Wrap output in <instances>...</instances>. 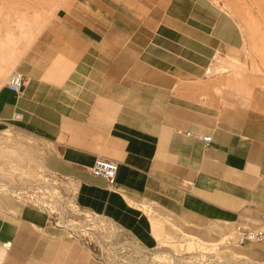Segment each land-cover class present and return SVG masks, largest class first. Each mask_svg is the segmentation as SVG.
<instances>
[{
  "label": "crops",
  "instance_id": "crops-1",
  "mask_svg": "<svg viewBox=\"0 0 264 264\" xmlns=\"http://www.w3.org/2000/svg\"><path fill=\"white\" fill-rule=\"evenodd\" d=\"M246 7L63 0L27 45L6 31L0 134L20 137L9 156L27 169L0 179V264H108L20 195L41 170L139 250L262 225L264 24ZM14 72L20 93L7 86ZM98 156L119 163L116 186L92 173ZM243 246L264 262V242Z\"/></svg>",
  "mask_w": 264,
  "mask_h": 264
},
{
  "label": "rangeland",
  "instance_id": "rangeland-1",
  "mask_svg": "<svg viewBox=\"0 0 264 264\" xmlns=\"http://www.w3.org/2000/svg\"><path fill=\"white\" fill-rule=\"evenodd\" d=\"M62 1L0 0V45L3 46L2 43L5 45L6 31L15 36V45H27L39 29V26L53 13ZM245 3L247 5L246 8L253 12L254 22L264 24V0H245ZM30 24L32 25V32L29 37H26L24 32ZM15 139L18 142H15ZM20 141V137L13 133L11 129L0 134V179L3 183L2 186L6 185V179L12 178V173L20 177L26 173L27 168L14 163L9 156L10 151L15 154V151L12 149L13 147H16V149L20 148L21 150L22 144ZM70 212L66 216L72 218L71 224L60 227L66 230H69L70 227V229L72 228L77 233H80V235L81 233L90 234V229L86 227H93L99 238L102 235L105 238H109L110 235L114 236L111 243L114 245L120 244V250L122 248L125 250L122 256L119 252H110L109 256L106 257L108 264H121L123 260L138 264H264L261 260H253L254 258L248 254L245 246L230 245L225 242L226 238L223 237L220 240L213 239L201 242L195 239L194 236H191L190 240L185 243L167 244L162 242L160 247L148 251H141V249L139 250L135 247L139 255L132 256L135 252L134 241L121 230L119 231L116 226L107 220L92 218L82 209ZM123 245L124 247H122Z\"/></svg>",
  "mask_w": 264,
  "mask_h": 264
},
{
  "label": "built area",
  "instance_id": "built-area-1",
  "mask_svg": "<svg viewBox=\"0 0 264 264\" xmlns=\"http://www.w3.org/2000/svg\"><path fill=\"white\" fill-rule=\"evenodd\" d=\"M24 84L25 76L20 72H14L7 82L8 88L16 93H20L22 91ZM15 118L20 119L21 114L16 113ZM179 132H184L187 135L195 136L206 142H210L211 140V135L209 134L183 130H179ZM118 168L119 163L116 160L98 156L91 167V171L93 174L105 178L109 185L114 187L117 184ZM28 186L29 188H27L25 192H21L20 195L25 196L33 204L44 210L48 214L50 222L56 226L64 227L70 225L72 218L66 215L71 213L70 211L73 212L74 210L82 209L78 202L75 200L73 193L65 188L64 181L61 178L55 176V174H51L41 170L32 178V180L28 183ZM87 213L92 218H101L102 220H106L101 216H97L90 212ZM261 222L262 225L259 227H249L241 223L237 224L232 232L224 237L226 238L225 242L230 245H245L247 243L253 242H264V212L261 215ZM86 228L90 229V234L81 233L80 235V233H77L72 228L70 229V227L68 231L71 233V235L76 236L84 243L90 245L93 253L99 259L104 260L105 262H107L106 257L109 256L110 252H119L121 256L124 254L125 250L123 248L120 250V244L114 245L111 243L114 236L110 235L109 238H105L102 235V237L99 238L97 236V233H95V229L93 227L87 226ZM9 244L10 242H6V245ZM122 247H124V245ZM134 251L135 252L132 254V256L139 255L135 249V246ZM141 251L148 250L142 248ZM161 263L163 262L161 261ZM121 264L138 263L126 262L125 260H123Z\"/></svg>",
  "mask_w": 264,
  "mask_h": 264
},
{
  "label": "bare ground",
  "instance_id": "bare-ground-1",
  "mask_svg": "<svg viewBox=\"0 0 264 264\" xmlns=\"http://www.w3.org/2000/svg\"><path fill=\"white\" fill-rule=\"evenodd\" d=\"M27 2V1H26ZM29 30V29H28ZM14 65V64H13ZM12 154H14V152L10 151Z\"/></svg>",
  "mask_w": 264,
  "mask_h": 264
}]
</instances>
